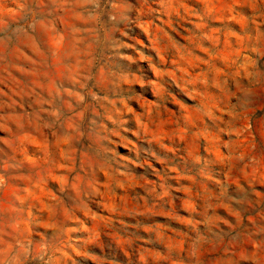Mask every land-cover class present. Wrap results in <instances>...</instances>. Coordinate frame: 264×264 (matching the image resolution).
Returning <instances> with one entry per match:
<instances>
[{
  "label": "rangeland",
  "instance_id": "1",
  "mask_svg": "<svg viewBox=\"0 0 264 264\" xmlns=\"http://www.w3.org/2000/svg\"><path fill=\"white\" fill-rule=\"evenodd\" d=\"M0 264H264V0H0Z\"/></svg>",
  "mask_w": 264,
  "mask_h": 264
}]
</instances>
